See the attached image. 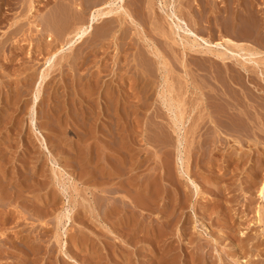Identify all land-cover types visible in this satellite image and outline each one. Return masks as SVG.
Here are the masks:
<instances>
[{"label":"rangeland","instance_id":"rangeland-1","mask_svg":"<svg viewBox=\"0 0 264 264\" xmlns=\"http://www.w3.org/2000/svg\"><path fill=\"white\" fill-rule=\"evenodd\" d=\"M85 1L0 0V264H264V49L235 0Z\"/></svg>","mask_w":264,"mask_h":264},{"label":"bare ground","instance_id":"bare-ground-1","mask_svg":"<svg viewBox=\"0 0 264 264\" xmlns=\"http://www.w3.org/2000/svg\"><path fill=\"white\" fill-rule=\"evenodd\" d=\"M85 1V0H84ZM227 1V0H226ZM231 1V0H230ZM258 0H251V1H247V0H235V2H234V5L232 6V9H233V12L231 11V9H230V11L233 13H231L232 14V16H231V18L227 21V23L229 22L230 23V25H232V26H234V27H236L238 30L239 29H241L240 31H242L241 32V36H239V37H242V38H248V39H246V40H248V41H251L253 44H251V45H253V46H250L251 48H247L248 50H246L245 52H247L250 56H253V58H254V55L256 56V54L258 55L259 53H260V51H259V47H262L263 49H264V14L262 13V9H263V6H262V4H260V3H258L257 2ZM260 1H263V0H260ZM85 3H87L86 1H85ZM98 3V2H97ZM170 3V2H169ZM228 3H229V1H228ZM231 3H233V2H231ZM89 4V3H88ZM84 7V6H83ZM85 7H88L87 5L85 6ZM231 8V7H230ZM87 9V8H86ZM112 9V8H111ZM169 10V9H168ZM224 10V9H223ZM227 10H228V12H229V9L227 8ZM82 11H84V10H82ZM82 11H80V13H84V12H82ZM150 11V10H149ZM107 12H109V10H107L106 12H103V11H99V12H96V13H94L93 15H91V17H90V20L88 21V23L86 24V25H84V18L82 17V16H80V14H74V18H73V24L72 25H70L72 28H68L69 30H70V33H72L73 32V37L75 38V39H73V41L75 42V41H78V40H81L82 39V37L83 36H85V34H87V33H89L90 31L92 32L93 31V24H94V22H96L98 19H101V18H104V16L103 15H105ZM168 12V11H167ZM206 12V11H205ZM75 13V12H74ZM110 13V12H109ZM167 14V13H166ZM206 14V13H205ZM230 14V15H231ZM72 15V14H71ZM81 15H83V14H81ZM168 18L170 17L173 21L172 22H174V20H176V21H178V23H180L181 24V20H180V16L178 17L177 15H176V13L171 9L169 12H168ZM109 19V18H108ZM30 20V19H29ZM104 21V20H103ZM175 21V22H176ZM171 23V22H170ZM228 23V24H229ZM173 24V23H172ZM225 24V23H224ZM228 24L226 25V26H228ZM177 25V24H176ZM175 25V26H176ZM171 26V25H170ZM178 26H180V25H178ZM177 27V26H176ZM229 27H231V26H229ZM234 27H231V28H234ZM182 28V27H181ZM188 29V28H187ZM68 30V31H69ZM72 31V32H71ZM190 32V31H189ZM177 33V32H176ZM190 33H194V32H190ZM240 33V32H239ZM69 33H67V35H68ZM175 35V34H174ZM193 35H195V34H193ZM196 36V35H195ZM187 38V37H186ZM224 40V39H223ZM226 41H228V43H230V42H232L230 39H225ZM194 41V40H193ZM198 42V41H197ZM196 42V43H197ZM64 43V42H63ZM195 43V42H194ZM210 43V42H209ZM186 43H184V45H185ZM234 44V43H233ZM71 45V44H70ZM194 45V44H193ZM235 45H237L238 46V48L239 49H244L243 47H239V45L238 44H235ZM45 46H47V45H45ZM44 46V47H45ZM61 46H63V45H61ZM60 46V47H61ZM50 47V46H49ZM188 47H192L193 48V46H192V44L191 45H189ZM209 47V46H208ZM192 48H189V50L190 49H192ZM195 48V47H194ZM194 48L192 49L193 50V52H195V51H197V52H205V53H210L211 54V52H215V51H205L206 50V48L204 47V50L203 49H200V50H198V49H196V50H194ZM237 48V47H236ZM47 49H48V46H47ZM62 49V48H61ZM58 50H59V48H58ZM55 51V50H54ZM158 52V51H157ZM192 52V51H191ZM227 52V51H226ZM48 53V52H47ZM55 53H56V51H55ZM153 53H154V55H156V56H158L159 58V60H160V64H161V66H165V61H163L162 60V58L160 59V53H155V50L153 51ZM204 53V54H205ZM220 53V52H219ZM236 53V52H235ZM51 54V53H50ZM208 54H206V55H208ZM48 55H49V53H48ZM51 55H54V53H52ZM50 55V56H51ZM202 55V54H201ZM212 55V54H211ZM221 55V54H220ZM224 55V54H223ZM263 55V54H262ZM215 56H219V54H217V53H214V57ZM248 56V55H247ZM250 56H249V58H250ZM161 57H163V56H161ZM213 57V58H214ZM230 57V56H229ZM243 57V56H242ZM244 57H245V55H244ZM50 58V57H49ZM157 58V57H156ZM218 58V57H217ZM224 58L226 59V57L224 56ZM230 58H232V57H230ZM252 58V57H251ZM219 59V58H218ZM223 59V58H222ZM45 60H47V59H45ZM264 60V59H263ZM157 62H159V61H157ZM156 62V63H157ZM248 62V61H247ZM252 62H253V60H252ZM163 63H164V65H163ZM255 63H256V61H255ZM258 63V62H257ZM262 63V62H261ZM159 64V65H160ZM240 64H241V62H240ZM253 64V63H252ZM244 65V63L243 64H241L240 66L243 68V70L244 69H246L245 68V66H243ZM162 68V67H161ZM203 68V67H202ZM160 69V68H159ZM165 69V67L163 68V70ZM205 69V68H204ZM248 69V68H247ZM246 69V70H247ZM162 70V69H161ZM164 73V72H163ZM161 74V73H160ZM164 75V74H163ZM164 82V81H163ZM168 91V90H167ZM163 92V91H162ZM170 92V91H169ZM163 93H161L160 94V96L162 95ZM168 94V93H167ZM166 94V95H167ZM164 95V94H163ZM169 95V94H168ZM168 95L166 96L167 98H168V104H169V106H172V103H176V102H174V101H176V100H174L173 98L174 97H168ZM163 98V97H162ZM165 98V97H164ZM163 98V99H164ZM167 98H165V99H167ZM176 99V98H175ZM177 99H179V98H177ZM183 100V99H182ZM164 101H166V100H163V103H164ZM178 101V100H177ZM181 101V100H180ZM179 103V102H178ZM177 103V104H178ZM212 104V103H211ZM220 104V103H219ZM174 107V106H173ZM176 107H178L177 105H176ZM178 108H181V107H178ZM168 109V108H167ZM176 108H174V110H175ZM171 110V109H170ZM231 110V109H230ZM173 111V110H172ZM224 111V110H223ZM222 112V111H221ZM171 113V112H170ZM224 113V112H223ZM174 115V114H173ZM176 119V118H175ZM180 120V119H179ZM176 121V120H175ZM177 123V122H176ZM121 142V141H120ZM104 149H105V147L101 144V146L99 147V153L97 154V159H95L94 160V163H93V170L95 169V168H97L98 166H99V168L101 169V173H105L106 171L107 172H109V174L111 175V174H116L117 172L114 170V166H113V164L110 162L111 161V154H109L108 152H106V151H104ZM86 150H87V148H86ZM98 150V149H97ZM89 153V152H88ZM118 153V152H117ZM113 154V153H112ZM116 153H114V155H115ZM89 157L87 158V160H90V161H92V157L90 156V155H88ZM109 161V162H108ZM111 164H112V166H111ZM154 181V180H153ZM98 183V182H97ZM63 185V184H62ZM156 185V184H155ZM155 185H153V189L152 190H156V189H158V186L156 187ZM149 186V185H148ZM137 188V187H136ZM263 188H264V184L261 186V188H260V190H259V194H261L262 195V191H263ZM144 191V190H143ZM138 197V196H137ZM136 197V199L137 200H139V201H141V199H138ZM258 214H259V212H258ZM260 215H258V218H259V221H260V217H259ZM262 217V216H261Z\"/></svg>","mask_w":264,"mask_h":264}]
</instances>
